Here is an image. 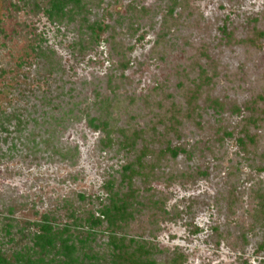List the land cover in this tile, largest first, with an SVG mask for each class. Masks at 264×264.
I'll return each mask as SVG.
<instances>
[{"label":"rangeland","instance_id":"1","mask_svg":"<svg viewBox=\"0 0 264 264\" xmlns=\"http://www.w3.org/2000/svg\"><path fill=\"white\" fill-rule=\"evenodd\" d=\"M168 3L103 0L89 18L111 28L99 32L96 45L77 52L74 25L51 23L44 14L47 0H0L3 254L29 245L43 214L53 216L56 226L73 221L71 210L97 214L104 181H119L129 158L117 144L119 131L147 134L155 128L157 138L168 124L165 116L175 114L182 124L170 128L169 137L188 153L164 160V175L153 182L170 215L153 219L145 211L128 234L156 243L159 264H168L174 252L184 256L183 264H264V253L256 250L264 235L257 199L264 194V120L253 128H259L257 149L243 155L234 139L240 116L225 111L217 118L200 109L198 123L179 113L186 110L184 92L197 63L210 65L198 50L202 44L219 71L215 96L240 103L264 93V40L256 47L234 44L220 31L225 27L244 43L254 17L264 27V0H180L166 16ZM113 31L128 47V65L105 41ZM36 46L52 51L51 60ZM93 116L108 121L117 138L111 147L103 144V131L89 126ZM232 129L233 136L223 133ZM103 227L94 229L89 257L77 264H109ZM78 229L85 234L87 227Z\"/></svg>","mask_w":264,"mask_h":264},{"label":"trees","instance_id":"2","mask_svg":"<svg viewBox=\"0 0 264 264\" xmlns=\"http://www.w3.org/2000/svg\"><path fill=\"white\" fill-rule=\"evenodd\" d=\"M102 1L47 0L44 14L53 24L74 25L77 39L72 43L73 51H85L97 44L99 32L104 30V27L111 28L103 24L100 19L91 20L89 18L93 8L100 6ZM179 2L180 0H169L165 7L167 13L165 15L171 16ZM130 16L132 20H135V15L131 10ZM252 20L250 34L244 37V43L233 37L225 27L220 29L222 37L228 41L231 40L234 44L256 47L259 41L264 40L263 20L257 17ZM120 35L113 31L105 38V41L118 56L120 64L128 65L125 57L128 47L125 46V50L123 49L124 43L118 37ZM43 50L42 46L35 48V51L41 53L40 55L51 60L52 51L48 50L47 53ZM198 50L205 53L210 65L197 63V70L191 77V84L184 92L187 106L183 109H186L187 113L185 111L182 113L178 109L179 113L198 123V117L201 116L200 109H210L217 118L222 117L225 111L240 116L237 123L240 127L239 134L234 135V139H236L240 153L250 154L257 149L259 128L257 131H253V128L257 129L264 120V93L258 92L240 103L229 98L220 99L215 96L212 90L219 77L218 68L213 60L209 61L211 56L207 45H200ZM122 61L125 63L122 64ZM165 119L168 124H165L164 132L158 133L160 139L154 136L155 128L147 134H140L141 130L137 129H132L130 133L122 129L119 131L121 138L118 139L117 144L127 151L129 158L120 170L119 181H115L114 177L104 181L102 188L105 197L96 210L97 214L90 213L83 217L77 216L71 210L70 218L73 221L62 226L52 223L53 216L50 214L41 215L40 220L35 222L37 230L32 234L30 244L22 250L13 252L10 256L3 254L0 250V264H77L83 259H88L89 254L86 248L89 238L92 237L94 229L102 226L109 233L107 241L109 264H159L157 256L162 253L161 248L153 241L130 236L127 230L136 216L145 211L150 213L153 219L156 216L165 218L164 216L170 215L164 197H158L153 182H158L164 175L162 167L164 160L176 159L180 153H188V150L184 145H173L169 137V129L175 126L172 130L175 131V128L182 124L179 116L172 114L165 116ZM17 120L18 123L21 122ZM5 122H10L8 117L5 118ZM88 123L94 130H101L105 133L106 136L102 139L104 145L111 147L115 143L114 140L117 138L114 139L113 131L107 120L93 116L89 118ZM2 124L3 122H0V127L4 129ZM223 131L228 136L234 134V129L229 132ZM138 144L139 147H137ZM257 199L259 213L262 215L259 220L264 227V194L258 193ZM258 218L256 217V220ZM83 227H87L85 234L76 231ZM256 250L264 253V235L257 244ZM183 259L182 254L174 252L169 257L168 264H183Z\"/></svg>","mask_w":264,"mask_h":264}]
</instances>
